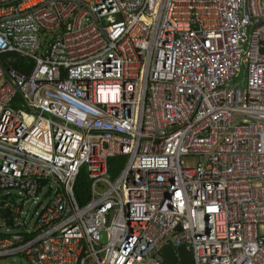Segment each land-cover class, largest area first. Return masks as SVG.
I'll list each match as a JSON object with an SVG mask.
<instances>
[{
  "label": "built area",
  "instance_id": "2783aa9c",
  "mask_svg": "<svg viewBox=\"0 0 264 264\" xmlns=\"http://www.w3.org/2000/svg\"><path fill=\"white\" fill-rule=\"evenodd\" d=\"M0 194V257L264 264V0H0Z\"/></svg>",
  "mask_w": 264,
  "mask_h": 264
},
{
  "label": "trees",
  "instance_id": "16d2710c",
  "mask_svg": "<svg viewBox=\"0 0 264 264\" xmlns=\"http://www.w3.org/2000/svg\"><path fill=\"white\" fill-rule=\"evenodd\" d=\"M6 57H14L15 59L13 61H10V65L12 67H14L15 69H17L19 72L22 73H27L29 72L31 66H32V62L18 57L17 55H13V54H6L2 57L3 60H5ZM112 158H110L108 160V164H109V171H111L110 168L114 167L111 164V160ZM88 185H89V181L87 180L85 174L81 171L79 173V175L77 176L75 183H74V194H75V198L77 199L78 203H83L85 201V199H87L88 196ZM4 198V197H3ZM2 204V203H1ZM1 216L3 217H8L9 216V212L7 209L5 210H1ZM6 223L8 225L11 224L10 220H7ZM3 234H0V236H2Z\"/></svg>",
  "mask_w": 264,
  "mask_h": 264
},
{
  "label": "water",
  "instance_id": "95a60500",
  "mask_svg": "<svg viewBox=\"0 0 264 264\" xmlns=\"http://www.w3.org/2000/svg\"><path fill=\"white\" fill-rule=\"evenodd\" d=\"M161 254L164 257V264H192L191 253L185 245L165 244L161 247Z\"/></svg>",
  "mask_w": 264,
  "mask_h": 264
},
{
  "label": "rangeland",
  "instance_id": "374dc122",
  "mask_svg": "<svg viewBox=\"0 0 264 264\" xmlns=\"http://www.w3.org/2000/svg\"><path fill=\"white\" fill-rule=\"evenodd\" d=\"M243 76V71L241 72V76H240V79L242 78ZM232 82H230L231 84ZM242 83V81H241ZM111 164L112 166L115 165V167L118 166V164L116 163V161H120V157H113L111 159ZM192 163H193V159L190 160ZM1 196V194H0ZM33 220H31L32 222ZM0 264H29V262L27 261V259L23 256H19V255H8V256H1L0 257Z\"/></svg>",
  "mask_w": 264,
  "mask_h": 264
}]
</instances>
